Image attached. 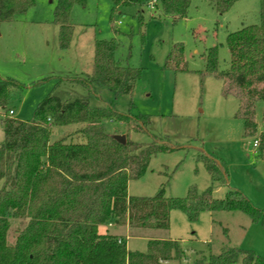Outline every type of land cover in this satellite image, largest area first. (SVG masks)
Instances as JSON below:
<instances>
[{"label":"rangeland","instance_id":"obj_1","mask_svg":"<svg viewBox=\"0 0 264 264\" xmlns=\"http://www.w3.org/2000/svg\"><path fill=\"white\" fill-rule=\"evenodd\" d=\"M56 4L57 0H35L24 14L0 23V79L19 85L7 91L6 108H0V145L3 113L11 110L13 119L27 122L50 93L67 102L88 99L90 107L112 106L123 115L146 117L148 135L129 133V138L147 144L154 136L174 149L152 156L143 177L128 183L129 196L153 197L162 188L166 198L180 199L191 188L200 195L212 187L214 199L238 191L264 214V159L258 150L264 137V102L255 105V135L246 136L236 117L238 101L223 97L222 81L204 72L205 55L213 47L218 70L228 69L227 36L259 24V0H238L224 14L216 11L214 0H191L183 18L164 15L154 0L147 7H118L113 13L109 0H84L83 6L71 7L73 32L67 49L60 48L58 27L52 22ZM96 40L114 41L119 64L139 71L131 95L114 96L102 87L88 96L84 88L67 82L90 73ZM177 46L182 47V71L165 66ZM78 128L54 127L50 143ZM107 128L113 136L127 133L122 124L109 122ZM204 158L219 163L225 184L211 182ZM26 223L10 219L8 245L14 244ZM107 229L123 237L130 252L145 253L153 238L176 241L184 259L164 264H192L227 248L252 252L264 260V222L240 212H203L189 223L173 210L164 231L109 226L99 231Z\"/></svg>","mask_w":264,"mask_h":264},{"label":"trees","instance_id":"obj_2","mask_svg":"<svg viewBox=\"0 0 264 264\" xmlns=\"http://www.w3.org/2000/svg\"><path fill=\"white\" fill-rule=\"evenodd\" d=\"M112 13L118 7H147L153 0H109ZM191 0H154L155 6L170 17L183 18ZM238 0H214L219 14L226 13ZM35 0H0V23L24 14ZM74 3L84 0H57L52 22L58 27V44L67 49L73 27L69 14ZM229 66L219 71L217 48L205 55L207 75L222 81V96L238 101L236 117L246 136L256 133L255 105L264 102V0H259V24L244 27L227 36ZM114 41L96 40L89 74L67 82L79 85L87 95L106 88L114 96L131 95L139 80L137 69L124 67L115 58ZM182 47L177 46L165 66L184 70ZM174 65V66H173ZM181 66V67H180ZM14 81L0 79V108L5 110L7 91L17 88ZM9 110L2 115L3 142L0 145V264H164L181 261L183 251L176 241L149 239L145 253L130 252L125 239L102 227L167 230L169 214L178 210L189 223L203 212H240L253 221L264 222V214L238 191L214 199L212 187L198 195L194 188L180 199L166 198L160 188L153 197H133L128 183L143 177L152 156L174 150L164 139L150 136L147 144L129 138L147 132L148 119L118 113L112 106L90 107L88 99L62 101L48 94L36 107L30 121L13 119ZM264 121V114H263ZM126 127L122 145L108 131V123ZM79 126L70 135L50 143L54 127ZM264 159V137L259 149ZM211 182L226 183L218 162L204 158ZM10 219H25L13 245L6 235ZM184 259V258H183ZM264 264L252 252L222 249L192 264Z\"/></svg>","mask_w":264,"mask_h":264},{"label":"water","instance_id":"obj_3","mask_svg":"<svg viewBox=\"0 0 264 264\" xmlns=\"http://www.w3.org/2000/svg\"><path fill=\"white\" fill-rule=\"evenodd\" d=\"M114 138H115V140H116L118 143H120V144H122V145L125 143V137H124V136H115Z\"/></svg>","mask_w":264,"mask_h":264},{"label":"built area","instance_id":"obj_4","mask_svg":"<svg viewBox=\"0 0 264 264\" xmlns=\"http://www.w3.org/2000/svg\"><path fill=\"white\" fill-rule=\"evenodd\" d=\"M9 115H10V116H12V115H13V112H12V111H10V112H9ZM256 145H257V142H256V141H254V142H253V146L255 147ZM109 227H111V226H109Z\"/></svg>","mask_w":264,"mask_h":264},{"label":"crops","instance_id":"obj_5","mask_svg":"<svg viewBox=\"0 0 264 264\" xmlns=\"http://www.w3.org/2000/svg\"><path fill=\"white\" fill-rule=\"evenodd\" d=\"M127 227H124V229H126ZM166 263V262H165Z\"/></svg>","mask_w":264,"mask_h":264}]
</instances>
